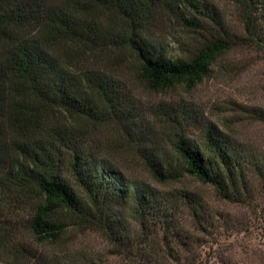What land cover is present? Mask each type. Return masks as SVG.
I'll use <instances>...</instances> for the list:
<instances>
[{"label": "trees", "instance_id": "1", "mask_svg": "<svg viewBox=\"0 0 264 264\" xmlns=\"http://www.w3.org/2000/svg\"><path fill=\"white\" fill-rule=\"evenodd\" d=\"M240 3L243 38L205 0H0V215L10 209L18 226L20 210L30 214L23 228L0 220V264H73L17 240L25 230L55 248L71 229L100 233L126 263L211 264L199 235L218 214L201 193L128 180L98 156L92 136L118 127L155 183L189 176L234 204L256 200L254 180L264 189V159L213 123L201 142L181 131L166 154L144 147L122 84L97 63L124 51L148 90L193 89L238 43L264 51V0ZM160 18L198 34L197 47L169 56L153 39ZM253 116L264 121V111ZM170 119L194 125L185 113Z\"/></svg>", "mask_w": 264, "mask_h": 264}, {"label": "rangeland", "instance_id": "2", "mask_svg": "<svg viewBox=\"0 0 264 264\" xmlns=\"http://www.w3.org/2000/svg\"><path fill=\"white\" fill-rule=\"evenodd\" d=\"M205 1L218 9L227 30L239 38L245 36L240 0ZM153 39L155 45L171 57L185 56V52H191L200 42L198 34L182 31L163 18L158 22ZM123 52L118 54L117 60L108 56L97 66L107 67V71L122 84L135 112V122H138L135 132L146 136L144 147L166 154L175 133L181 131L192 141L201 142L203 129L213 123L243 144L253 156L264 159V121L253 116L254 110L264 111L263 50L255 45L238 43L217 61L210 74L195 88L176 86L167 92L148 90L137 79L133 61ZM182 112L192 116L194 121V125L184 130L170 119L174 115L181 118ZM90 143L100 158L114 162L128 180L144 182L164 192L190 190L201 193L204 201L218 214L209 233L199 235L203 241V255L208 256L211 264H264V189L255 180L251 183L255 188V201L249 205L227 203L219 199L211 186L202 185L189 176L176 184L155 183L135 147H128L118 127L100 129ZM12 214L10 209H4L0 220L8 222L9 228L27 225L28 209L20 210L18 218L22 225L17 226L15 218L9 219ZM180 221L189 227L185 216ZM17 236V240L35 250L37 256L65 254L64 257L73 264H130L114 255L109 241L92 230L71 229L63 243L55 248L36 243L25 230Z\"/></svg>", "mask_w": 264, "mask_h": 264}]
</instances>
